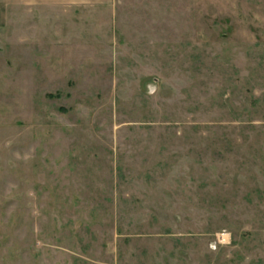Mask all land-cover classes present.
I'll return each instance as SVG.
<instances>
[{"label":"rangeland","instance_id":"374dc122","mask_svg":"<svg viewBox=\"0 0 264 264\" xmlns=\"http://www.w3.org/2000/svg\"><path fill=\"white\" fill-rule=\"evenodd\" d=\"M0 264H264V0H0Z\"/></svg>","mask_w":264,"mask_h":264},{"label":"built area","instance_id":"2783aa9c","mask_svg":"<svg viewBox=\"0 0 264 264\" xmlns=\"http://www.w3.org/2000/svg\"><path fill=\"white\" fill-rule=\"evenodd\" d=\"M219 237V236H218ZM225 238L222 236V234H221V236H220V240L221 241H223Z\"/></svg>","mask_w":264,"mask_h":264},{"label":"crops","instance_id":"0c3cea01","mask_svg":"<svg viewBox=\"0 0 264 264\" xmlns=\"http://www.w3.org/2000/svg\"><path fill=\"white\" fill-rule=\"evenodd\" d=\"M18 2L20 1V2H22V0H17Z\"/></svg>","mask_w":264,"mask_h":264}]
</instances>
